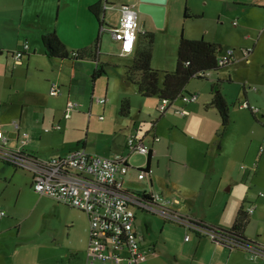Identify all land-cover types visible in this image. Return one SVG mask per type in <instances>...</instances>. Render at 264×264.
<instances>
[{
    "label": "rangeland",
    "instance_id": "1",
    "mask_svg": "<svg viewBox=\"0 0 264 264\" xmlns=\"http://www.w3.org/2000/svg\"><path fill=\"white\" fill-rule=\"evenodd\" d=\"M111 1L108 2L114 3L116 7L101 15L105 17V31L101 37L103 44L99 42L98 50L99 61L105 64L107 74L98 77L92 87L94 83L90 73L88 89L70 95V100L78 104L77 110L70 118L63 117L69 93V75L63 71L60 78L58 72L60 67H70V61L60 64L47 57H35L27 69H19L17 66L10 70L7 66L0 65V100L4 106L0 110V131L8 136L6 126L12 128V122L18 120L24 108L26 115L37 111L40 122L45 116V122L40 123L44 128L50 126L52 118L61 123L63 130L58 135L64 136L54 139V142H74L72 148L76 147L78 140L82 141L79 142L81 144L88 142L89 152L96 149L94 152L97 154L109 156L125 146L128 135L133 132V120H138L137 129L142 126V136L145 131H150L152 126L157 125V135L165 143V178L169 176L168 179L177 183L185 195L195 192L198 201L206 196L204 201L209 200V204L213 205L209 213L211 223L218 221L222 213L232 212L236 215L242 203L249 206L253 203V197L260 191L264 192V152H260V144L264 142L262 119L255 118L249 108L241 109L238 103H244L245 92L260 99L264 98V0H221L222 2H209L207 6L203 5L202 0L200 4L195 2L198 0H179L168 17L167 26L164 20L163 26L159 27H165V30H152L155 35L152 64L154 63L155 67L152 66L163 71L175 68L177 53L173 47L177 49L181 34L190 40L204 37L208 41H216L223 48L221 56L231 54L234 61L224 65L217 72H211L205 79H191L187 85L188 92H201L204 93V98H207L211 93L213 80L221 77L222 93L227 95L229 105V121L226 128L222 126L221 119L213 107L209 108L211 111L208 113L204 105L195 118L191 116L187 120L186 117L175 114L174 108L183 102L180 97L174 104L168 105L167 113L170 112L171 117L166 119L153 105L156 103L159 106L157 98L144 99L138 95L137 88L132 83H121L122 81L118 80L119 73L125 79L123 69L126 67V60L114 54L115 46L120 44L113 39L107 25L115 27L119 24L121 14L118 6L123 4L120 1ZM127 2L135 5L136 1ZM101 3L105 5L106 0H101ZM57 4L59 5L53 0L50 11L42 14L41 20L44 23L54 22L61 25L59 29L64 33L67 50L72 57L80 50L78 47L81 46L82 40L87 38V26L84 22L86 19L78 17L74 0H70L68 7L62 3L60 13ZM41 5L45 7L48 3L43 1ZM138 18L139 22L143 23L147 20L143 13H138ZM93 22L97 30L93 41L96 42L99 27L96 20ZM252 46L255 51L250 57L251 62L247 64L242 59V49ZM171 59L173 68H161L167 67ZM10 60L12 59L9 58ZM228 77L231 78L230 81ZM51 81L61 85L60 96L50 94ZM97 97H107L106 105H99L96 102ZM124 100L127 106L123 104ZM91 104L93 107L90 110ZM125 106L126 111L131 112L130 118L121 114ZM148 106L152 107V115L146 117L141 111ZM100 116H103V119H100ZM143 118L144 124L141 123ZM169 121L175 125L172 129ZM66 125L68 130L65 132ZM13 144L9 142L10 146ZM131 158L135 165H141L146 156L139 153L133 154ZM173 158H180L183 162L178 163ZM244 166L247 167L246 170H243ZM251 166H254L255 170L250 169ZM24 171L22 168L14 169L0 158V223L7 218L10 206L17 205L20 208L18 219L25 221L22 229L26 234V244L40 245V253L47 254L54 251L52 244L57 243L53 242L54 238L59 239L58 243L61 244L70 230L73 237L78 235L84 225L83 219L88 215L66 206L60 211L52 210L50 203H57L55 200L39 196L32 186L29 187L30 190L24 186ZM15 172L16 182L13 180V184L10 177ZM187 172H191L193 180L188 178ZM233 223L234 221L230 228ZM263 226L264 215L260 222L251 223L247 230L255 235L261 227L264 228Z\"/></svg>",
    "mask_w": 264,
    "mask_h": 264
},
{
    "label": "crops",
    "instance_id": "2",
    "mask_svg": "<svg viewBox=\"0 0 264 264\" xmlns=\"http://www.w3.org/2000/svg\"><path fill=\"white\" fill-rule=\"evenodd\" d=\"M43 1L48 3V5L42 7L41 4ZM74 1L77 4L78 17L81 19H86L84 22L85 25L87 26L85 30L86 32L85 35L87 36V38L85 40L84 39L82 40L81 46L78 47L80 48V50L77 51L88 50L89 48L93 47L92 45L95 44L93 38H95V34L97 31L96 25L93 22L95 19L89 12L88 8L89 6L97 3V1L95 0H74ZM108 1L106 0V4L103 6L104 12L110 9L111 10L114 9L113 7H111L114 6V3H109ZM117 1H120L122 4L125 5H131L128 4L127 2L128 0H112L111 2H117ZM135 1L136 2L134 6L137 9L138 0ZM178 1L179 0H166L165 16H164L166 26L168 22V17L170 13L173 11ZM216 1L222 2L223 0L222 1L202 0L204 6H207L209 2H216ZM55 2L59 3V5L57 4L58 6L57 8L59 9L58 12L60 13V10L62 9L61 8L62 3L65 4L66 7H68L70 0H58V1L55 0ZM195 2L200 4L201 0ZM51 3L53 4V0H0V65L2 67L5 65V67L7 66L8 69L10 68V70L15 69L17 66L20 67L19 69H24V67L27 69L30 67L32 59L35 57H39V58L47 57L50 60H55L57 62H60V64L70 61V65H71L70 67H64V66L60 67L59 70L60 72H58L59 75L58 77L60 78L62 77L63 71H66L67 74L69 75L68 77L69 93L67 95L68 98L66 100L67 102L68 100H70V95L72 96L73 93L78 91L85 92L88 89L89 74L94 69V62L91 59L73 60L70 54H69V59H64V60L52 59L46 55V50L41 41V37L43 34L49 32H55V34L65 45L67 50L64 33L59 29L61 25H58V23L55 24L54 22L44 23L41 20V17L43 16L42 14H46V12L50 11L52 7ZM190 7L191 6L189 5V8ZM145 16L147 17V20L144 21V23L140 21L141 31L152 32V30H156V31L165 30V27L163 29L157 27L154 24L151 16L147 14H145ZM33 17L34 18L36 17V19H34ZM146 26L148 29L146 28ZM90 32H92L91 35ZM189 38L191 37L189 36ZM25 41L29 44V49L22 55L20 63L15 64L13 59V53L17 50H20ZM101 42L103 44L102 39L100 40V44ZM214 42L217 43L216 41ZM175 44H177V42H175ZM248 48H251V51L247 56V58H245L244 55L242 54L243 55L242 59L246 61L247 64L251 62L250 57L252 54H254L255 51L254 46ZM119 49H120L119 45L115 46L114 54L126 60L124 63L125 66L130 65L133 61V58L135 57V51H133L128 56L121 57L118 54ZM173 50L177 53L176 48L173 47ZM9 58H11L12 60L9 61ZM152 60H153V56H152ZM172 64H173V60L171 59V62H169L168 65H166L167 67H161V68L164 69L173 68ZM152 65L155 67L154 63ZM123 70H125V67ZM119 77L120 78L118 80L120 82L122 81L121 83L128 82L126 81V79L123 78V75L121 73H119ZM216 79L217 77L213 80V82ZM95 82L96 80L94 81L92 87L95 86ZM51 83L52 81L50 82V85ZM189 92H190L189 94H196L197 95L196 99L194 101L187 103L182 102V104L174 108V113L182 117H186V120L188 119V117L191 118V116L195 118L204 105L206 107L205 111L210 113L211 110L209 108H211L212 106L210 105V103L207 102L211 101L212 92L208 95L207 98H204V93L202 94L201 92H199L197 94V92L194 93L191 91ZM184 95H188V94H184ZM244 97H245L244 103H242L241 101H240L241 103L238 102L239 107L241 109H245L246 107L242 106V104H248L250 106H254L255 108H257V111L253 113L258 119L259 117H261L262 119L261 123L264 126V98L261 99L257 98L254 95L252 96L248 94V92H245ZM225 98H227V95L225 96ZM99 99H104L105 101L101 103L98 101ZM93 101H95L94 98ZM107 101H108L107 97L104 98L97 97L96 99V102L99 105H104V106L106 105ZM174 102L172 104H174ZM92 104L90 105V110L93 107ZM254 104H257L259 108ZM153 105L156 106V108L158 107L156 103H153ZM3 107L4 106L2 105V101L0 100V110L3 109ZM168 109L169 107L167 106L165 113L161 115L166 117V119L167 117L170 116V112L167 113ZM176 109H184L187 111V114L177 113ZM215 111L218 114L216 109ZM142 112L145 113L146 117H149L152 115V107L148 106L145 109H143L141 113ZM124 115L126 118H130L131 112L128 111ZM213 115H215L214 112ZM101 117L103 116H100V119H103ZM45 119L46 118L44 116L42 118V121L40 122V116L38 115L37 111H33L32 113L26 115L25 109L22 108L18 120H15L18 122L19 125L18 129L15 128L13 125H11L12 128L6 126L8 128V132H7L8 136L6 137H8V140L13 142L14 143L13 146H15L18 144L19 133L21 131H27L30 134V142L26 145L25 147L26 150L29 153H31L33 156L42 159H49L55 156H64L76 148H82L87 152H89L87 150L88 142L81 144L79 142L82 141L78 140L76 142V147L74 148H72L74 142H67L63 140L54 142L53 141L54 139L62 138L64 136V134L61 136L58 135V133L62 132L63 128L60 122L54 121V118H52V120L49 122L50 126L45 128L43 126H40V123H44ZM144 122L145 119L143 118L141 123L144 124ZM54 123H58L60 125V130L50 129L48 131H45L46 128H50ZM137 123L138 120L137 121L133 120V125H134L133 132L129 134L128 137L131 135H135L137 138L141 139L148 147H150L151 153L149 155L151 156V158L149 163H148L149 155H145L146 158L144 163H142L141 165H135L132 162L133 158H131V156L133 154H139V153L129 150L127 146V141L125 146H123V148L120 151L116 150L113 155L110 154L108 156V157H114L116 155H123L127 157L128 171L124 176V183H123V188L125 192L135 193V194H142L143 192L146 193L157 192L160 193L163 197L172 200L175 199L178 202L171 204L166 209L161 208V210L164 211L163 212L164 215L157 213H150L139 209L135 210V218H134L135 230L141 236V244L143 249L145 250V258L139 263H135L128 259L129 254L126 250H121L119 253L122 257V260L118 262L109 260L107 264H264V228L261 227L259 233L255 235L249 233L247 230L249 228V225H251V223H254L256 221L260 222L262 216L264 215V196H260L258 193L256 197H253L254 198L252 199L253 203H251L249 206L245 205V207L247 208H249L250 206H255V210L250 215V221L244 231V234L247 238L255 241L258 244L259 250L252 251L246 248L232 247L227 243H220L218 241H214L210 236L200 235L195 231L191 230L190 227L185 223L178 220H172L170 217L171 215H178L180 218L191 220L189 222L203 220L208 224L217 226L219 228L229 229L236 215L232 212H230L229 214L222 213L218 221L211 223L210 221L211 217H209V213L211 212L213 205L209 204V200L204 201L206 199V196L203 197L202 200L198 201L195 192L185 195L184 193L181 192V188L178 186L177 183H172V180H170V178L168 179L169 176L165 178V162L163 160L165 158V143L157 135V129H158L157 125L152 126V129L150 131H145V134H143L142 136V134L140 133L142 130V126L139 127V129H137ZM169 126L170 129H172L175 125L174 123L170 122ZM66 130H68L67 125L65 128V132ZM45 140L47 141L45 142ZM261 148H263V152H264V142L260 144V152H261ZM94 151H96V149L94 150L92 149V152L89 153H93ZM94 153L97 154V152ZM173 159L178 163L183 162L180 161L181 160L180 158H173ZM6 164L10 165L8 163ZM139 168L142 169L152 168L153 172L151 174H147L144 178L139 179L138 178ZM254 168H255L254 166L250 167V169L252 170H255ZM14 169L17 168L14 167ZM246 169L247 167L244 166L243 170ZM4 172H6V169H4ZM24 172H25L24 186H26L30 190L29 187L32 186V174L26 170ZM16 174H17L16 172L12 173L10 177V180L13 184L14 181L16 182V178H15ZM186 175H188V178L190 180H193L191 172L189 173L187 172ZM21 191L22 189H20V192ZM39 196L46 197L44 195H39ZM65 206L66 205L60 203H53V202L50 203V207L52 208V210H57V211H60L62 207ZM10 207L11 210L9 214L6 215L7 218H4L2 223H0L1 224L0 225V264H85L86 263V252L89 244V234H90V226L87 216H86L87 218L83 219L84 225H82L81 227L82 230H80L78 235L73 237L70 230L66 235V239L62 240L61 244L58 243L59 239L56 240V238H54L53 242L54 243L57 242L56 244H52L51 242L52 246L54 247V251H51L47 254H43L40 253V245L36 246L33 243H31L30 246H28L26 244V234H24L22 229V227L25 224V221L24 219L23 220L18 219L20 208H18L17 205H12ZM165 213L167 214L166 216ZM73 228L74 225L71 226V229ZM187 235H188V239H186ZM32 246L38 248L37 249L28 248Z\"/></svg>",
    "mask_w": 264,
    "mask_h": 264
},
{
    "label": "built area",
    "instance_id": "3",
    "mask_svg": "<svg viewBox=\"0 0 264 264\" xmlns=\"http://www.w3.org/2000/svg\"><path fill=\"white\" fill-rule=\"evenodd\" d=\"M118 10L121 14L120 22L115 27H109L108 30L113 39L120 44L118 54L125 57L134 51L137 36L144 31H141L138 12L134 5L123 4L118 6ZM28 49L29 44L25 41L22 48L13 53L15 64L20 63L22 55ZM250 51L251 48L242 49L245 58ZM230 57L231 54L221 56L218 64L230 63ZM60 93L61 86L52 82L50 94L58 96ZM196 97V94H188L183 95L181 99L187 103L194 101ZM98 101L102 103L105 100L99 99ZM167 106V103L163 102L158 107L164 112ZM242 106L250 108L252 112L257 111L254 106L248 104H242ZM77 108L76 102L68 100L63 117L70 118ZM176 112L187 114L184 109H176ZM13 125L18 129L17 121H14ZM50 129L60 130V125L54 123L45 131ZM29 142L30 134L27 131H21L18 135V144L10 146L8 137L0 131V158L15 167L29 171L32 174V188L37 194L48 196L57 203L78 209L88 215L90 234L85 264H107L109 260L118 262L122 260L119 253L121 250L128 252L129 260L135 263L142 261L145 258V250L141 244V236L135 230L134 209L139 208L150 213L164 215L161 208L166 209L178 201L163 197L157 192L147 193L148 198H143L141 194L125 192L123 183L128 165L127 157L123 155L108 157L76 148L64 156L42 159L26 150L25 147ZM127 146L133 152L145 155L151 153L150 147L135 135L127 138ZM152 172V168H141V170L139 168L138 178L142 179ZM259 195L264 196V193L259 192ZM254 210L255 206L248 208L250 214ZM170 217L172 220L185 223L192 229L195 228L198 232L216 241L214 233L195 227L189 220L180 218L178 215Z\"/></svg>",
    "mask_w": 264,
    "mask_h": 264
},
{
    "label": "trees",
    "instance_id": "4",
    "mask_svg": "<svg viewBox=\"0 0 264 264\" xmlns=\"http://www.w3.org/2000/svg\"><path fill=\"white\" fill-rule=\"evenodd\" d=\"M113 5V4H111ZM101 1L89 6V12L97 21L99 27L98 37L92 48L88 50L77 51L72 56L73 60L91 59L94 62V69L91 72L92 81L98 79L106 73L105 64L99 61V42L102 33L105 31L104 9ZM186 10V8H185ZM185 12V16H186ZM112 27V26H108ZM154 33L141 32L138 34L135 41V57L130 65L125 67L124 77L126 81L132 83L138 91V94L150 99L156 97L160 104L166 102L167 105L172 104L178 97L185 93H190L187 90L188 82L193 78L205 79L211 72H217L224 65L218 64V59L222 55L223 48L219 43L210 42L204 38L190 40L181 35L177 47L176 65L171 71H161L152 66L153 42ZM41 41L45 47L46 55L52 59H69V53L65 45L58 38L55 32L43 34ZM230 63L233 59L230 57ZM230 81V78L228 79ZM220 78H217L211 85L212 98L210 105L214 107L221 119L222 126L227 127L229 121V105L222 93V83ZM126 104V100L123 101ZM122 108L121 114H126L127 107ZM250 109V108H249ZM251 110V109H250ZM156 111L163 115L165 111H161L157 107ZM252 112V111H251ZM253 113V112H252ZM254 115V113H253ZM255 116V115H254ZM256 118V116H255ZM151 156H148V163ZM3 162L10 164L3 160ZM12 165V164H10ZM13 167H15L13 165ZM18 168V167H15ZM141 170V168H140ZM143 198H148V194L143 192ZM139 208L134 209L137 210ZM142 210V209H139ZM144 211V210H143ZM147 212V211H146ZM250 213L245 204H242L235 216L234 223L230 229L219 228L208 224L205 221H192L193 226L203 228L216 235V241L220 243H229L232 247L246 248L249 250H259L258 244L247 238L244 231L250 221ZM191 221V220H189ZM200 235H206L198 232L195 228H190ZM208 236V235H207Z\"/></svg>",
    "mask_w": 264,
    "mask_h": 264
},
{
    "label": "water",
    "instance_id": "5",
    "mask_svg": "<svg viewBox=\"0 0 264 264\" xmlns=\"http://www.w3.org/2000/svg\"><path fill=\"white\" fill-rule=\"evenodd\" d=\"M166 0H138L137 12L151 16L157 27H162L165 16Z\"/></svg>",
    "mask_w": 264,
    "mask_h": 264
},
{
    "label": "clouds",
    "instance_id": "6",
    "mask_svg": "<svg viewBox=\"0 0 264 264\" xmlns=\"http://www.w3.org/2000/svg\"><path fill=\"white\" fill-rule=\"evenodd\" d=\"M253 250H255V249H253ZM253 250H252V251H253Z\"/></svg>",
    "mask_w": 264,
    "mask_h": 264
}]
</instances>
